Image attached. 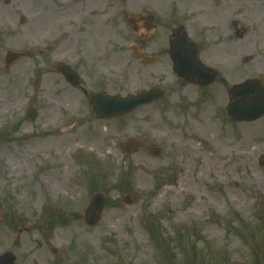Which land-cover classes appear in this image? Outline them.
Wrapping results in <instances>:
<instances>
[{
  "label": "rangeland",
  "instance_id": "obj_1",
  "mask_svg": "<svg viewBox=\"0 0 264 264\" xmlns=\"http://www.w3.org/2000/svg\"><path fill=\"white\" fill-rule=\"evenodd\" d=\"M161 1L89 0L88 9L72 0H0V256L12 253L15 264H27L31 253L23 245L37 243L47 254L41 264H264V168L257 163L264 155V118L238 130L219 113L224 105L210 111L206 104L210 113L204 117L205 106L195 97L174 112L170 98H163L124 117L98 120L88 99L77 94L67 105L60 78L43 72L44 53L56 63L74 57L85 64L79 75L93 92L128 96L158 87L169 94L176 80L167 59L143 66L128 50L135 38L127 20ZM177 1L193 10L192 0ZM239 1L248 13L250 0ZM198 13L188 18L193 35ZM238 19L246 28L238 54L253 56L239 63L246 72L241 78L264 84V10L256 19ZM89 23V39L75 36ZM254 31L257 42L250 36ZM74 38L85 42L87 57H71ZM7 51L26 55L9 71ZM238 54L230 55L232 65ZM17 78L23 86L16 89ZM30 103L39 109L34 122L25 117ZM63 135L71 148L55 142ZM135 138L161 147V155L120 149ZM190 141L199 151L188 163ZM68 166L67 176L59 177L60 190L51 193L47 187L58 176L48 172ZM143 166L151 171L148 183L140 185L136 177ZM187 175L197 185L193 194L205 207L201 212L185 214L191 195L173 202L170 192L156 202L175 177ZM95 194L106 202L101 221L91 227L85 213ZM115 212L126 215L125 222L106 228ZM143 246L147 252L138 258Z\"/></svg>",
  "mask_w": 264,
  "mask_h": 264
},
{
  "label": "flooded vegetation",
  "instance_id": "obj_2",
  "mask_svg": "<svg viewBox=\"0 0 264 264\" xmlns=\"http://www.w3.org/2000/svg\"><path fill=\"white\" fill-rule=\"evenodd\" d=\"M72 1L75 7L81 3L89 9V0ZM239 2L243 3L239 0H225V2L223 0H192V3H190L194 11H187L186 7L177 0H164V2L162 0L161 3H152V6L155 4L153 7L151 6L152 10L150 9V11L146 12L141 8L137 16L127 20L126 23L130 28L129 34H132L135 38L134 43L129 45L128 50L132 57L133 55L140 56L141 59L136 60L137 62L143 66H154L161 58L167 59L166 63L170 67L176 82L174 87H172L174 89L168 90L169 94H167L166 90L163 91V98H170L172 112L180 107L186 99L197 97L198 104L202 107L209 104L210 111L211 108L217 106L221 108L224 105L225 109L220 110L219 113L226 114L229 126H237L238 124V130L243 128L241 125L256 123L235 122L228 118V108L236 100L233 88L254 79L251 77L242 79L241 77L246 72L242 67L238 68L239 63L242 61L249 63L253 60L252 55L238 54V42L245 38L244 32L246 31L244 23L239 21L238 17L247 16L249 18L250 16L251 18V7L247 13L246 10L238 7ZM240 9L241 11L239 12ZM77 10L80 11L81 8ZM88 12L86 10L87 14ZM195 12H199V23L196 28L197 34L193 35L189 30L190 21L188 18L193 19ZM90 15L93 16L94 12L91 11ZM91 27V23L82 24V27L75 30V36L82 38L88 36L87 39H89ZM103 29L104 27H101L100 32L104 33ZM250 36L252 38V35ZM74 48L75 53L71 57L74 55L75 58L78 55H86L87 57L88 47L85 42L81 43L74 38ZM60 52L62 50L57 53ZM231 54H238L233 60V65L230 61ZM179 56L182 57L181 68L184 71L183 76L176 70ZM72 58L71 60H66L65 63H56L47 53H44L43 72L44 74L48 73L51 77L58 76L60 78L63 83L61 89L65 88L62 93L67 105L72 104L70 101H73L74 97L77 98V94H79L86 100L88 99L91 107V96L103 93V91L93 92L88 89L83 81H80L81 76L79 75L78 67L84 68L85 64L81 60L77 61V59L73 60ZM222 60L223 63L221 62ZM239 70L242 71L241 74H238ZM187 73L190 74L186 75ZM197 74L199 75L198 77ZM195 80L200 81L194 82ZM260 83L262 84L261 81ZM262 85L264 88V84ZM152 89L161 88L155 87ZM53 96L58 97L57 91L53 92ZM48 100L55 101V98H49ZM29 105L37 110L39 116L38 106L33 103ZM48 105L47 100L43 97L42 106H45V108L42 111L47 110L46 107ZM206 107L203 108V111H205ZM91 110L94 117L100 120L93 112L92 107ZM28 111L29 106L26 113ZM206 112L210 113L209 111L203 112L204 117ZM260 159L261 157L258 158L257 163L261 167Z\"/></svg>",
  "mask_w": 264,
  "mask_h": 264
},
{
  "label": "water",
  "instance_id": "obj_3",
  "mask_svg": "<svg viewBox=\"0 0 264 264\" xmlns=\"http://www.w3.org/2000/svg\"><path fill=\"white\" fill-rule=\"evenodd\" d=\"M23 57V54L7 52L6 64L7 69L16 60ZM176 70L181 76L184 75L182 70V57H178ZM187 73L186 75H189ZM199 75L197 74V77ZM200 81V80H196ZM233 94L237 100L229 107L228 116L233 121H255L264 115V89L257 81H249L246 84L236 86ZM162 97V92L158 90L145 91L138 95H129L127 97H112L103 95L93 97L92 104L95 113L101 118H114L124 114H128L139 107L153 103ZM29 118L37 117L36 110L31 107L27 113ZM122 150L125 152H134L141 148L137 139L121 144ZM154 156L161 154V148H149ZM260 165L264 167V157L260 160ZM105 198L101 194H96L91 200L90 206L86 211V222L90 226H95L101 220V214L104 209ZM16 258L11 253H5L0 257V264H15Z\"/></svg>",
  "mask_w": 264,
  "mask_h": 264
},
{
  "label": "bare ground",
  "instance_id": "obj_4",
  "mask_svg": "<svg viewBox=\"0 0 264 264\" xmlns=\"http://www.w3.org/2000/svg\"><path fill=\"white\" fill-rule=\"evenodd\" d=\"M250 6H251V19H256L257 16L259 15V12L262 13L264 10V6H263V2L261 0H250ZM258 38V35L256 34V32L254 31L252 33V39L254 41H256ZM27 72V69L24 71ZM242 71H238V74H241ZM0 82H2V78L0 77ZM23 86V81L21 78H17L15 79V84L14 87L17 89L19 87ZM14 96L13 92L8 96V100L12 99V97ZM213 127H215L213 129V131H216V125H213ZM72 129L68 130L71 131ZM82 130L78 131L77 136L81 135ZM64 133H66V131H64ZM76 137V136H75ZM70 138H68L67 135H63L62 137H60V139H55V142L59 145H68L70 148L73 146L72 144H70L69 142ZM193 146L192 149H188V154H187V162L190 163L192 158L196 156L197 152L199 151V149H196L195 147V142L194 141H190ZM68 143V144H67ZM19 154V153H18ZM214 162V161H212ZM9 166L12 167L14 166V164L9 163ZM208 166V165H207ZM69 170L71 171V168L65 167L64 169H58V168H54L51 169L48 173L51 175H57L58 178L54 181H50L49 186L47 187V189L53 193V191H58L61 188L60 178L66 177ZM204 167L199 169L200 172H203ZM62 171V174H60V172ZM149 171H151V169H149L147 166H143L139 168V172L137 174V182L140 185H145L148 183V176H149ZM171 187L169 186H165L163 191L161 192V195L158 197V200L156 202H160L163 198V195L166 194H170L171 192V196H172V200L173 202L177 201L182 195H191V203L189 205V207L186 209V215H189L190 213L193 212H201L205 207L202 206V204L200 203V201H196L195 200V196L193 194L195 187H197L196 183L194 182L193 178H190L188 175L184 176V177H175L174 180L171 182ZM51 195V194H50ZM250 206V204H248V207ZM151 209H154V206L151 207ZM133 214H136V211H133ZM127 216L122 214L121 212H115L113 213V215L110 217V222L108 224V226H106V228H110V225H114L117 226L119 224H123L126 220ZM140 238H142V235H140ZM1 242V239H0ZM25 248H29V252L31 253V256L28 258V262L27 264H41L43 260L46 259L47 254L44 252V249L41 248V246H39V244H34V245H30V244H24L23 245ZM147 252V247L143 246L140 247V251L138 253V258L144 256ZM41 262V263H40Z\"/></svg>",
  "mask_w": 264,
  "mask_h": 264
}]
</instances>
